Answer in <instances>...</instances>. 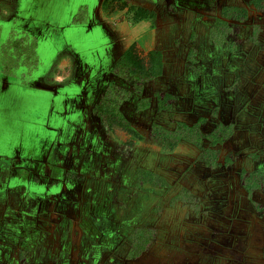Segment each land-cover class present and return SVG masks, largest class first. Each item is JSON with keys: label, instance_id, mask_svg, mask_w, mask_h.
Wrapping results in <instances>:
<instances>
[{"label": "crops", "instance_id": "obj_1", "mask_svg": "<svg viewBox=\"0 0 264 264\" xmlns=\"http://www.w3.org/2000/svg\"><path fill=\"white\" fill-rule=\"evenodd\" d=\"M223 6L247 16H222ZM216 19L234 33L217 40ZM0 25L1 37L10 26L34 35L41 62L27 79L0 66V264H155L159 248L175 264H264L251 201L264 192L249 196L238 176L264 166L249 157L264 154L263 10L250 0H0ZM131 46L163 61L138 90L114 69ZM109 85L128 91L118 109L141 138L103 127L94 106ZM178 122L197 125L201 145L179 138L167 150L149 134ZM219 125L232 130L212 144ZM205 147L216 164L198 156ZM182 191L203 201L198 210ZM137 227L158 241L126 263Z\"/></svg>", "mask_w": 264, "mask_h": 264}, {"label": "trees", "instance_id": "obj_2", "mask_svg": "<svg viewBox=\"0 0 264 264\" xmlns=\"http://www.w3.org/2000/svg\"><path fill=\"white\" fill-rule=\"evenodd\" d=\"M250 2L258 10L264 11V0H250ZM154 16V12L143 7L136 8V17ZM222 16H226L236 20H244L247 16V10L240 6H223ZM216 25L227 26L225 20L217 19ZM2 27L0 25V33ZM2 35V34H1ZM0 35V66L2 71L8 75H17L19 70L24 69L20 74V78L26 79L36 70L41 62L37 55V39L33 35L23 31L12 29L8 35L1 37ZM191 53V52H190ZM163 61L161 51L150 50L147 53V58L140 57L133 46L126 49L115 63V71L126 78H133L136 80L134 88L140 89L141 82L148 78H153L162 73ZM128 96V91L116 86L109 85L103 92L100 100L94 106V111L102 118V123L106 130L121 129L126 133L132 134L137 138H141L137 132L129 127L122 114L118 109L119 103ZM166 99H172V95H165ZM159 107L167 108L169 102H161L159 98ZM230 125H219L212 133L207 135L212 142H222L230 133ZM150 136L160 141L162 147L171 150L176 146L179 138H184L196 145L201 144L202 134L196 125H187L183 122H178L176 128L169 130L157 124H153L150 129ZM133 141L127 139L122 143V146H131ZM199 157L210 164H216L217 151L212 147L203 148ZM232 161V158L226 156L224 163L227 164ZM241 182L247 190L248 195L254 189H260L264 192V166L255 168L253 170H241ZM142 229V228H140ZM148 230V229H147ZM145 249L140 247L138 250H130L131 255H137Z\"/></svg>", "mask_w": 264, "mask_h": 264}, {"label": "rangeland", "instance_id": "obj_3", "mask_svg": "<svg viewBox=\"0 0 264 264\" xmlns=\"http://www.w3.org/2000/svg\"><path fill=\"white\" fill-rule=\"evenodd\" d=\"M27 6H28V3H26V7ZM11 10L16 11V14L19 15V12H17L18 11L17 9L12 8ZM16 14L14 15L15 16V19L17 18L16 17ZM12 29H16L18 31L20 30V29H17V28H14V27L10 26V29L6 31L5 36L8 35L9 31L12 30ZM23 31H25V30H23ZM25 32H27V31H25ZM229 33L230 34L233 33L232 26H230V27H223L222 30H221V32H220V34L223 35V36H226ZM23 71H24V69L19 70L18 74L20 75ZM249 157H252V159L255 160L254 161L255 167L260 166L261 163H264V154L261 155V154H256V153H250L249 154ZM261 157H263V160L260 159ZM235 158H237V155H234L233 156V159H235ZM260 160L262 161L261 163L259 162ZM238 176H239V179L241 181L240 172H238ZM177 196H178V199L181 202H183L184 205H186L189 208L194 209V210H198L200 208L202 202H203V201H201L199 199H197V200L194 199L193 197L189 196L188 194H186V192H183V191L180 192V194H178ZM251 201H252V203L254 205V214H255V216L257 218H259V219H263L264 218V202H259V200L256 197V195L254 196V198ZM204 204H205V207H207L206 208L207 210L210 209V208H212L211 207V200L205 201ZM156 209H157V207H156ZM151 236H152V238H150ZM129 241L131 243L130 247H132L133 250H138L140 247H144L145 246V248H146L145 251H146L147 249H149L148 247H150V245H151L152 242L158 241V238L156 237V233H155V229L154 228L143 227L142 229H140L138 227V229H135L130 234ZM132 248L131 249L129 248V249L132 250ZM163 252H165V251H163V249H161V248L158 249L159 255L158 254L157 255H158L159 260H158V263H155V264H175V263L169 262L168 261L169 258L168 257L166 258L167 253L166 252L163 253ZM259 252H260L261 259H262V261L264 263V245H262L260 247ZM139 255H140V253H139ZM124 257L126 258V263H132L136 259L135 256H129V253L128 252L126 253V256H124ZM112 264H115V263H112ZM121 264H123V263H121ZM185 264H188V263H185Z\"/></svg>", "mask_w": 264, "mask_h": 264}, {"label": "flooded vegetation", "instance_id": "obj_4", "mask_svg": "<svg viewBox=\"0 0 264 264\" xmlns=\"http://www.w3.org/2000/svg\"><path fill=\"white\" fill-rule=\"evenodd\" d=\"M216 20H217V19H216ZM223 27H229V25H227V26L216 25V21H215V26H214L213 34H214V36H217V37H215L217 40L220 39V37H221V36H220V35H221L220 32H221V30H222ZM232 27H233V26H232ZM9 29H10V28H9ZM233 33H234V32H233ZM1 34H2V31H1L0 35H1ZM34 71H35V70H34ZM34 71H33V72H34ZM33 72H32V73H33ZM17 75H19V74H17ZM19 76H20V75H19ZM29 76H30V75H29ZM29 76H28V77H29ZM132 79H133V78H132ZM101 119H102V118H101ZM196 126H197V125H196ZM103 127H104V125H103ZM104 128H105V127H104ZM175 128H176V127H175ZM197 128H198V127H197ZM105 129H106V128H105ZM198 130H199V129H198ZM231 130H232V129H231ZM199 131H200V130H199ZM230 132H231V131H230ZM200 133H201V132H200ZM229 135H230V133L228 134V136H229ZM228 136H227V137H228ZM227 137H226V138H227ZM226 138H225V139H226ZM225 139H224V140H225ZM126 140H127V139H126ZM126 140H125V141H126ZM224 140H223V141H224ZM223 141H222V142H223ZM222 142H219V143H222ZM123 143H124V142H123ZM216 143H218V142H216ZM200 145H201V144H200ZM122 147H125V146H122ZM216 151H217V150H216ZM198 156H199V155H198ZM226 156L231 157V158H232V161L234 160V159H233V155H232L231 153H228ZM232 161H230L229 163H227V165L230 164ZM242 169H245V168H242ZM245 170H246V169H245ZM240 175H241V171H240ZM241 183H242V182H241ZM139 228H143V227H139ZM136 229H138V227H137ZM150 238H152V236H151ZM131 248H132V247H130V249H131ZM130 249H129V251H128L129 256H135V257H138V256H139V254H137V255H131V254H130ZM145 249H146V248H145ZM145 249H144L143 251H145ZM143 251H141L140 254H141ZM17 264H19V263H17Z\"/></svg>", "mask_w": 264, "mask_h": 264}]
</instances>
